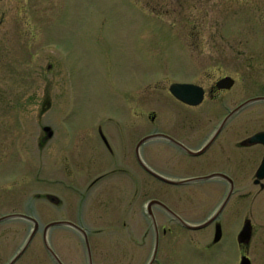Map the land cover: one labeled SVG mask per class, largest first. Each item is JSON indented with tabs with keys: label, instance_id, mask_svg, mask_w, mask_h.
Returning a JSON list of instances; mask_svg holds the SVG:
<instances>
[{
	"label": "flooded vegetation",
	"instance_id": "flooded-vegetation-1",
	"mask_svg": "<svg viewBox=\"0 0 264 264\" xmlns=\"http://www.w3.org/2000/svg\"><path fill=\"white\" fill-rule=\"evenodd\" d=\"M144 1L151 2L155 8L152 11L157 8L155 1L160 3L161 12L168 14L159 18L163 22L174 19L177 21L174 23L194 24L197 31L189 34L212 41L211 47L186 49L187 53H182L191 63L188 70L194 68L197 72L196 81L183 78L170 82L168 87L157 85L148 90V99H136L138 89L130 87L127 93L130 99H119L114 104V112L92 117L83 122L80 129L63 127L70 125V118L64 113V119L58 117L54 111L56 99L34 97V104L39 106L35 114L20 110L25 104L20 100L25 99L23 96L0 97V232L6 231L5 225L9 228L8 221L23 218L33 222V229L35 219L38 221L36 234L43 232L46 245L45 228L54 221H69L71 223L63 224L82 231L79 226L89 236L82 225L73 221L50 220L42 225L35 217L40 210L50 215L72 213L75 190H81L79 195L84 207L81 223L84 225L86 214L89 221H95L92 208L98 202L96 209H108L113 215L111 218L122 222L123 227L136 229L139 195L153 194L154 183L177 185L183 187L178 191L181 207L177 212L159 197H152L144 204V214L140 215L146 221L145 227L156 233L157 254L155 256L154 251L152 259L154 256L155 261L159 259L161 230L165 234L172 228L159 223L164 215L180 228L183 241L190 232L195 242H202L197 236L205 237L206 249L219 245L222 249L226 243V252L230 243L235 242L240 262L244 256L251 259V243L255 232L258 233L251 217V199L257 200L259 219L264 217V41H254L264 40V0ZM169 4L176 16L169 15L171 12L166 9ZM24 8L22 0H0V70H5L9 55L4 40L8 38L10 27L18 23L13 29L18 28L22 19L11 14L20 13ZM225 13L240 14L243 25L250 27L248 34L252 36L248 40L251 41H247L245 47L233 44L239 33L234 30V24L225 20ZM21 48L24 50V43ZM49 66L52 70L53 63ZM176 82L194 85L185 92L188 99H181L172 92L171 85ZM252 90L258 91L250 93ZM15 98L20 100L21 106L10 100ZM16 108L19 111L14 112ZM49 110L52 113L47 117ZM25 116L38 121V127L32 128L34 123H23L27 120ZM44 116L49 123L41 122ZM15 123L20 127L12 128ZM11 130L20 138V151L36 146L40 151L49 148L54 153L53 159L49 156L48 161L41 160L38 165H32L33 162L28 165L26 158L24 165L11 172L25 178L27 171L36 169L29 172L36 175L39 182L33 193L25 189V182H20V178L10 183L11 173L5 162L10 154ZM73 135L82 137L87 150L82 165L76 162L81 169L76 173L71 165L73 149L65 143ZM76 182H81L84 189L78 188ZM186 187L194 190L193 196L205 189L209 197L217 200L213 212L202 222L185 216L184 200L189 194L184 190ZM168 195V189L163 188L162 196ZM154 199L160 202L150 206ZM206 222V226L199 227ZM247 223L251 224L248 240L241 238ZM259 225L260 232L264 233V222ZM219 230L220 239L216 240ZM84 236L89 254L85 233ZM3 256L0 254V262Z\"/></svg>",
	"mask_w": 264,
	"mask_h": 264
},
{
	"label": "rangeland",
	"instance_id": "rangeland-1",
	"mask_svg": "<svg viewBox=\"0 0 264 264\" xmlns=\"http://www.w3.org/2000/svg\"><path fill=\"white\" fill-rule=\"evenodd\" d=\"M22 3L25 5L24 10L11 14L22 17L20 24L16 29L13 27L18 23L13 24L8 38L4 40V47L9 55L5 70H0V97L23 96L25 99L20 100L25 101V104L20 110L35 114L39 110V106L34 104L35 98L56 99L54 111L58 117L64 119V113L70 118V125L63 126L67 128L80 129L86 120L101 117L106 112H114V104L119 99H130L127 95L130 87H137L136 99H148V90L157 85L160 88L168 87L170 82L183 78L196 81L197 72L194 68L188 70L191 63L182 53H187L186 49L212 46V41L189 34L197 31L194 24H178L174 23V19L166 23L159 19L168 14L161 12L157 1L156 11L151 10L155 9L151 2L146 4L144 0H22ZM166 9L170 10V16H176L171 4ZM223 16L230 24H234V30L239 33L233 44L245 47L247 41H251L248 40L252 36L248 34L250 27L243 25L244 19L240 18V14L225 13ZM23 43L24 50L21 48ZM51 63L52 70L49 66ZM254 91L258 90L250 93ZM10 100L21 106L18 98ZM13 111L19 110L16 108ZM51 113L52 110H49L46 116L49 117ZM25 118L27 120L23 123H34L32 128L38 127V121ZM41 122L50 121L44 116ZM17 125L20 127L19 123H15L12 128H17ZM13 133L12 130L9 132L10 154L6 156L5 162L10 173L24 165L26 158L28 165L30 162L38 165L41 160L48 161L49 156L53 159L54 153L49 148L40 151L38 147L31 146L26 152L20 151V138ZM65 143L70 144V149H73L70 156L74 162L71 165L76 173L81 170L76 162L81 166L85 158L84 152L87 154L83 139L73 135ZM34 170L36 171L31 168L27 171L25 178L24 175L11 173L10 183L20 178V182H25V189L33 193L39 184L36 175L29 174ZM77 183L78 188L84 189L81 182ZM162 187L168 189V197L162 196ZM182 188L154 183L153 194L139 195L136 229L123 227L122 222L111 218L113 215L108 209H96L98 202L92 208L95 210L92 216L95 221H89L86 214L85 226L81 223L84 220L83 201L79 195L81 190L74 191L75 210L72 213L50 215L40 210L35 217L42 225L50 220H70L88 231L90 256L84 233L77 228L60 224L47 232L48 243L63 264H149L155 251L156 233L145 227L146 221L140 216L144 214V204L152 197H159L177 212L181 207L178 191L183 190ZM189 188H184L189 192L184 200L185 216L202 222L213 212L217 200L209 197L204 192L205 189L193 196L194 190ZM250 210L258 233L255 232L249 255L252 264H264V233L259 229L264 217L260 216L262 220L259 219L256 199H251ZM162 218L159 223L172 228L165 234L161 230L159 259L154 264H241L240 251H236L235 242L230 243L227 252L224 250L226 243L222 249L218 248L220 245L214 249H206L205 237L197 236L202 241L198 243L189 236V232L184 244L176 223L167 215ZM8 222L9 228L5 225L6 231L0 232V254L4 255L0 264L10 263L33 231V222L28 219L17 218ZM14 264L60 263L48 249L41 232L34 235L25 252Z\"/></svg>",
	"mask_w": 264,
	"mask_h": 264
},
{
	"label": "water",
	"instance_id": "water-1",
	"mask_svg": "<svg viewBox=\"0 0 264 264\" xmlns=\"http://www.w3.org/2000/svg\"><path fill=\"white\" fill-rule=\"evenodd\" d=\"M194 85L192 84H189V83H179V82H176V83H173L171 85V90L172 92L179 98L181 99H188L187 97H185V92L187 89H189L190 87H192ZM155 202H160L159 200H152L150 202V206L155 203ZM35 227L28 239V241L26 242V244L24 245V247L21 249V251L12 259V261H10V263L8 264H14L18 258L25 252V250L27 249V247L29 246L31 240L33 239L34 235L36 234L37 232V229L39 227V223L38 221L35 219ZM63 223H71L69 221H54L52 223H49L46 228H45V239H46V242H47V247L48 249L50 250V252L53 254V256H55L59 263L60 264H63L59 258L57 257V255L55 254V252L53 251V249L51 248V246L49 245L48 241H47V231H48V228L52 225H55V224H63ZM73 224V223H72ZM208 224V222L206 223H203L201 224L199 227H204ZM79 229H81L85 235H86V240H87V244H88V248H89V255H91V250H90V244H89V239H88V236H87V233L84 229H82L81 227L77 226ZM220 235H221V231L219 230V232L217 233V236H216V240H219L220 239ZM241 238H246L247 240L251 238V224L250 223H247L245 225V228L243 230V232L241 233ZM157 245H158V241H157ZM157 254V250L155 251V256ZM155 256L154 258L152 259V261L149 263V264H154V261H155ZM241 264H251V259L248 257V256H244L242 259H241Z\"/></svg>",
	"mask_w": 264,
	"mask_h": 264
}]
</instances>
